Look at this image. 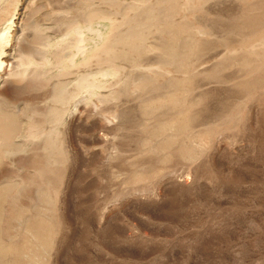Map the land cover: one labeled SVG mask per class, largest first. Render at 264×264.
<instances>
[{
  "label": "rangeland",
  "instance_id": "rangeland-1",
  "mask_svg": "<svg viewBox=\"0 0 264 264\" xmlns=\"http://www.w3.org/2000/svg\"><path fill=\"white\" fill-rule=\"evenodd\" d=\"M4 32L0 264H264V0H0Z\"/></svg>",
  "mask_w": 264,
  "mask_h": 264
},
{
  "label": "bare ground",
  "instance_id": "bare-ground-1",
  "mask_svg": "<svg viewBox=\"0 0 264 264\" xmlns=\"http://www.w3.org/2000/svg\"><path fill=\"white\" fill-rule=\"evenodd\" d=\"M5 32L3 34L0 35V41L4 38ZM2 67V63L0 61V68ZM2 70V69H1Z\"/></svg>",
  "mask_w": 264,
  "mask_h": 264
}]
</instances>
